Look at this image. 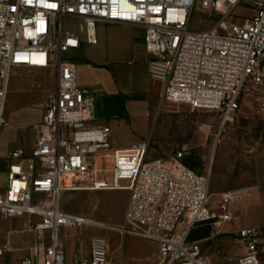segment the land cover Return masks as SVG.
<instances>
[{
	"label": "built area",
	"instance_id": "2783aa9c",
	"mask_svg": "<svg viewBox=\"0 0 264 264\" xmlns=\"http://www.w3.org/2000/svg\"><path fill=\"white\" fill-rule=\"evenodd\" d=\"M248 2L254 14L233 20L235 8ZM196 6L217 17L202 30L188 28ZM66 19L79 22L80 33L64 27ZM98 21L143 27L146 72L163 82L165 101L218 111L221 125L251 102L264 119V0H0V127L15 68L50 70L55 84L33 145L9 150L0 185V217L21 220L37 245L36 256L24 255L20 264H108L101 236L90 238L87 254L67 262L59 230L82 226L155 242L156 260L138 264H212L186 243L187 233L196 223L218 231L233 220L230 204L247 191L222 192L216 213L209 203V172L149 159L144 140L111 144L109 126L94 122V92L77 84L68 57L81 41L96 44ZM70 191L128 192L122 222L63 210L61 194ZM235 234L243 245L236 264H260L256 228L244 226ZM5 256L0 245V264Z\"/></svg>",
	"mask_w": 264,
	"mask_h": 264
},
{
	"label": "rangeland",
	"instance_id": "374dc122",
	"mask_svg": "<svg viewBox=\"0 0 264 264\" xmlns=\"http://www.w3.org/2000/svg\"><path fill=\"white\" fill-rule=\"evenodd\" d=\"M253 14L248 2L235 8L233 20ZM216 18L215 14L203 13L196 6L188 28L202 30ZM63 25L80 33L77 21L66 19ZM54 88L50 70L27 67L13 70L5 103V123L0 127L1 158L6 157L9 146L14 142L19 124L32 126L39 121L41 108L49 102ZM21 105H39L41 108ZM144 128L146 133L137 142H148L147 158L161 159L168 167L177 162L183 165L189 162L195 172L210 173L209 203L216 213L220 212L218 205L222 192L247 191L245 197L230 204L233 220L222 225L213 243H209L212 255L207 254L211 263L230 264L231 254L239 243L235 233L244 226H252L260 236L259 262L264 264V119L255 103L242 105L229 122L221 125L218 111L170 103L162 97L152 102ZM23 167H26L25 163ZM5 181L6 164L1 161L0 185H4ZM127 201L126 191H70L61 194L60 203L67 212L119 225ZM21 225V220H3L0 217V245L6 250L4 264H20L24 255L36 256L37 245L33 234L23 231ZM128 226L135 228L130 223ZM64 234L66 240L74 243L83 255L88 251L91 237H103L108 245V258L113 264L156 260L157 245L148 239L92 226L64 228Z\"/></svg>",
	"mask_w": 264,
	"mask_h": 264
},
{
	"label": "crops",
	"instance_id": "0c3cea01",
	"mask_svg": "<svg viewBox=\"0 0 264 264\" xmlns=\"http://www.w3.org/2000/svg\"><path fill=\"white\" fill-rule=\"evenodd\" d=\"M96 37V44L90 45L81 41L80 47L70 51L68 57L75 65L77 84L86 86L94 92V122L109 126L110 142L114 147H128L136 143L140 136L145 135L144 125L151 110V104L163 97L164 84L147 75L148 55L145 50L142 26L98 21ZM21 106L40 107L39 105ZM42 113L41 108V116ZM41 116L32 126H26L24 123L18 125L16 138L9 146L6 157L11 149L18 147L25 151L30 149ZM134 134L137 137H133ZM119 139L122 141L119 142ZM6 157H0V162L6 164L7 170ZM59 234L68 263L74 254L83 255L79 253L74 243L66 240L64 228L59 230ZM217 234L218 231L215 232L209 223H196L189 229L186 243L196 245L210 258L212 254L209 252L208 245L210 242L213 243V238ZM241 253H243V245L239 241L231 254L230 264H236V258ZM144 262L149 263L151 260L142 263ZM138 263L141 262L132 264ZM108 264L113 262L110 260ZM120 264H124L123 261Z\"/></svg>",
	"mask_w": 264,
	"mask_h": 264
},
{
	"label": "trees",
	"instance_id": "16d2710c",
	"mask_svg": "<svg viewBox=\"0 0 264 264\" xmlns=\"http://www.w3.org/2000/svg\"><path fill=\"white\" fill-rule=\"evenodd\" d=\"M184 166H186L188 168H193V165L189 162H184Z\"/></svg>",
	"mask_w": 264,
	"mask_h": 264
}]
</instances>
